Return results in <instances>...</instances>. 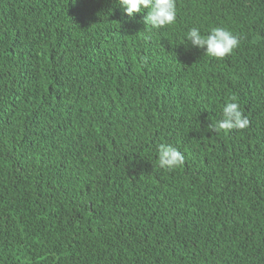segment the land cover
I'll return each instance as SVG.
<instances>
[{"label": "trees", "instance_id": "obj_1", "mask_svg": "<svg viewBox=\"0 0 264 264\" xmlns=\"http://www.w3.org/2000/svg\"><path fill=\"white\" fill-rule=\"evenodd\" d=\"M176 6L0 0V264H264V0ZM217 26L223 59L185 40Z\"/></svg>", "mask_w": 264, "mask_h": 264}, {"label": "clouds", "instance_id": "obj_2", "mask_svg": "<svg viewBox=\"0 0 264 264\" xmlns=\"http://www.w3.org/2000/svg\"><path fill=\"white\" fill-rule=\"evenodd\" d=\"M119 6L129 17L136 13L146 11L143 20L152 28H162L172 25L176 21V0H117ZM185 40L192 47L204 49V53L212 58L223 59L230 55L240 44V38L224 27H213L206 35L201 33L198 27L190 28ZM250 124L247 116L235 97L231 98L222 107L221 118L212 126V131L243 130ZM185 157L171 144H160L158 146V166L162 169L172 170L184 164Z\"/></svg>", "mask_w": 264, "mask_h": 264}]
</instances>
